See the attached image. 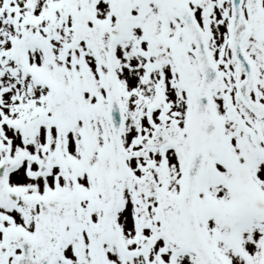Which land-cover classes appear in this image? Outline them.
I'll use <instances>...</instances> for the list:
<instances>
[{"label": "snow or ice", "instance_id": "1", "mask_svg": "<svg viewBox=\"0 0 264 264\" xmlns=\"http://www.w3.org/2000/svg\"><path fill=\"white\" fill-rule=\"evenodd\" d=\"M0 264H264V0H0Z\"/></svg>", "mask_w": 264, "mask_h": 264}]
</instances>
